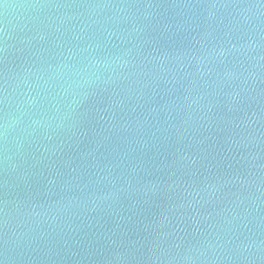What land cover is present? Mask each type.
Wrapping results in <instances>:
<instances>
[{"label": "water", "instance_id": "1", "mask_svg": "<svg viewBox=\"0 0 264 264\" xmlns=\"http://www.w3.org/2000/svg\"><path fill=\"white\" fill-rule=\"evenodd\" d=\"M0 264H264V0H0Z\"/></svg>", "mask_w": 264, "mask_h": 264}]
</instances>
